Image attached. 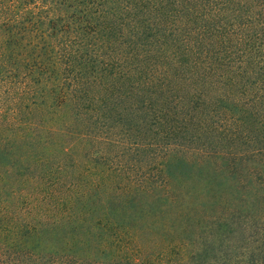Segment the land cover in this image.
Returning <instances> with one entry per match:
<instances>
[{
  "label": "trees",
  "instance_id": "1",
  "mask_svg": "<svg viewBox=\"0 0 264 264\" xmlns=\"http://www.w3.org/2000/svg\"><path fill=\"white\" fill-rule=\"evenodd\" d=\"M0 264H264V0H0Z\"/></svg>",
  "mask_w": 264,
  "mask_h": 264
}]
</instances>
